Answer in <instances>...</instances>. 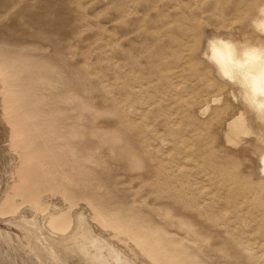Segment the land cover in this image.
<instances>
[{
    "label": "rangeland",
    "instance_id": "1",
    "mask_svg": "<svg viewBox=\"0 0 264 264\" xmlns=\"http://www.w3.org/2000/svg\"><path fill=\"white\" fill-rule=\"evenodd\" d=\"M263 8L0 0V204L37 189L47 197L54 184L81 208L91 200L137 235H157L171 264H264V120L206 57L217 38L264 48ZM239 115L247 134L235 141L227 132ZM28 209L0 215V264H117L85 239L99 236L132 264H156L94 212L92 231L54 235Z\"/></svg>",
    "mask_w": 264,
    "mask_h": 264
},
{
    "label": "bare ground",
    "instance_id": "2",
    "mask_svg": "<svg viewBox=\"0 0 264 264\" xmlns=\"http://www.w3.org/2000/svg\"><path fill=\"white\" fill-rule=\"evenodd\" d=\"M262 12L264 13V8H263ZM255 26L264 35V19L256 21L255 22ZM261 37H262V35H261ZM206 57H207V59L210 62H212L214 64V66L217 68L218 72L221 75L229 78L233 82H236V83L240 84L244 88V90L246 92V100L251 105V107L258 113V115L261 118V120H264V107H261L262 105H264V95H261L260 92L257 90L258 86L261 85L262 79H264V48H262V47H252V48H247V49H245L243 51H239L234 44H232V43H230V42H228V41H226L224 39L217 38V39H211L209 41V45H208V48H207V51H206ZM245 119H246L245 117H243L242 115H239V116L235 117L231 122L229 121L230 122L229 123V132H227V133H228V135L231 138L237 139L238 137H241V136H244V135L247 134L246 120ZM227 136H226V138H227ZM227 139H229V137ZM260 165H261V170L264 173V154L260 157ZM59 166H60V163H59ZM57 171H59L58 168H57ZM52 172L53 171H51V173ZM47 173H48V171L45 174H47ZM73 178H72V180H73ZM54 179H55V177H54ZM67 181L68 180H66V182ZM70 182L68 181V186L69 187L71 186V185H69ZM20 183H22V182H20ZM58 183H59V181H58ZM61 183H59V185ZM61 185H63V184H61ZM36 186L38 188L37 184H36ZM55 186H58V185H55ZM55 186L53 184L54 188H55ZM19 187L17 186L16 188H19ZM32 187L33 186L31 184V187H29V188H32ZM16 188H15V190H17ZM54 188H52V190H51V188L48 190V191H51V193H52V194L49 193V195L54 198L55 196L58 195L57 193H59L61 195L60 196L61 198L59 199V198L56 197L57 198L56 200H50L49 199L50 202L48 200H46V198L49 195H47V197L43 196L45 194V191H42L41 189H40L41 191H39L38 189H37V191H31L32 189L28 190V191H31V192L34 193V194L32 193L33 196H35V197H33V199H31L32 197H30V198L29 197H25V194H22L20 192L21 193L20 196L22 198L21 202L20 201L19 202H15V199H13L12 196H11L9 205L7 204L8 202L6 203L7 207L4 204V200H6V199H4L5 198L4 197L1 200V204L0 205H4L3 207H5V209L6 208L7 209L6 210L5 209L1 210L2 209L1 208L0 209V215H2L4 217H5V215L6 216H15L17 214H19V215L23 214L25 210L32 212L31 211L32 209H28L27 210V208L31 206L37 212L36 214H38V216H39V219L37 218L39 220L38 222L44 226V229L48 230L49 233L51 232L53 234L55 233L54 235H57V234H60V233L68 234V232L70 230H73L72 234L74 232H76L77 230H82L85 233L88 232V231L89 232L92 231L94 228H92L93 226L89 224V222H88L89 219L87 220V218H88L87 217V212H90L92 214L94 212V214L96 216H98V218H100L102 220L103 224H101V225H102V227L104 229H111V230L116 232L117 236L120 237V240H123L125 242L130 241L131 243H133V245L136 248H139L141 254L145 255L149 260L155 262L156 264H171V260L168 259L165 256V254H162L159 251L160 249H158V248H162V246H161L160 241H158V239L156 238L157 235L155 236V234H152V235L155 236L156 239L153 236H152L153 238H149V237H147L148 236L147 230H145L146 231L145 233L142 231L144 234L147 233V236L141 234L142 232H140V231L138 232V233H140V235H137L135 233L134 229H133V228H135V230H136V227H133L132 225H124L122 223V220H124L123 218L121 220L120 217H116V215L114 216L112 214V212H114L115 210L112 211L111 214L110 213L109 214L105 213V211H103L102 208L99 210V208L97 207L98 209L95 210L96 206L94 205L95 206L94 207L93 204L90 203L91 200L87 201L85 199H84V201L89 202L90 205L85 202V206L83 208H81L84 204L80 205V203L79 204L74 203L72 201L73 199H71L73 197V196H71L72 194L69 196V192L66 191L67 188H66V190L62 189L61 191L54 190ZM8 189H10V188H8ZM11 189H12V187H11ZM20 189H21V187H20ZM26 189H28V188H26ZM44 189H46V188H44ZM22 190H23V188H22ZM11 192H10V194L13 195ZM26 192H24V193H26ZM28 193L29 192H27L26 194H28ZM36 193H38V195ZM29 194H31V193H29ZM17 195H19V193H16V196ZM26 196H28V195H26ZM83 198L81 199L82 202H84ZM86 198H88V197H86ZM74 201H75V199H74ZM110 211L111 210H109V212ZM45 212H46V214L40 217L39 213L40 214H44ZM116 214H117V212H116ZM121 217H122V215H121ZM126 219H128V218H126ZM132 219H131V221H132ZM139 223H137V227H138ZM125 224H126V222H125ZM132 224H134V223L132 222ZM141 224H144V223H140V225ZM46 226H47V228H46ZM146 226L147 225H145L144 227H146ZM151 228H152V226H151ZM138 230H136V232ZM151 230H152L151 232L153 233V228ZM155 232L156 231H154V233ZM72 234H71V236H72ZM149 234H150V231H149ZM79 238H82L84 240V238L82 236L81 237L79 236ZM92 238L93 239H91V237H90V239H88V238H85V239H86V241L89 240L93 251H95L96 254L99 255V256L97 255V257H100V256L103 257V258L105 257L109 262L112 261V260H115V262L117 264H132V262H130V261L126 260V259H123L121 257V255H120L121 253H119L117 250H115L114 249L115 247L114 248L112 247V243L111 242H110L111 244H108L109 241L106 240L105 238H101V236H99L100 240L98 238H94V237H92ZM80 245H83V244H80ZM158 246H161V247H158ZM90 251H92V250H90ZM126 252H128V251H126ZM133 252H135V251H133ZM136 252H138V251H136ZM81 253H83V251H81ZM129 253H131V252H129ZM139 256H141V255H139ZM172 256H174V255H172ZM125 258H126V256H125ZM127 258H128V256H127ZM109 262H107V263H109Z\"/></svg>",
    "mask_w": 264,
    "mask_h": 264
},
{
    "label": "snow or ice",
    "instance_id": "3",
    "mask_svg": "<svg viewBox=\"0 0 264 264\" xmlns=\"http://www.w3.org/2000/svg\"><path fill=\"white\" fill-rule=\"evenodd\" d=\"M257 90L260 92L261 95H264V79H262L261 85L258 86ZM261 107H264V105H262Z\"/></svg>",
    "mask_w": 264,
    "mask_h": 264
}]
</instances>
